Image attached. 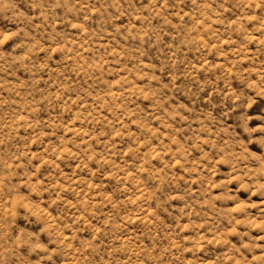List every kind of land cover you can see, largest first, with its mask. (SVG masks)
Listing matches in <instances>:
<instances>
[{"label":"rangeland","instance_id":"1","mask_svg":"<svg viewBox=\"0 0 264 264\" xmlns=\"http://www.w3.org/2000/svg\"><path fill=\"white\" fill-rule=\"evenodd\" d=\"M0 264H264V0H0Z\"/></svg>","mask_w":264,"mask_h":264}]
</instances>
